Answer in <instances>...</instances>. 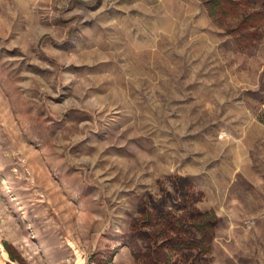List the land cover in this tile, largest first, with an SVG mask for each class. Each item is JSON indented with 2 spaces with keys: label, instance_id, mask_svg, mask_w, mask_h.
Masks as SVG:
<instances>
[{
  "label": "rangeland",
  "instance_id": "rangeland-1",
  "mask_svg": "<svg viewBox=\"0 0 264 264\" xmlns=\"http://www.w3.org/2000/svg\"><path fill=\"white\" fill-rule=\"evenodd\" d=\"M236 1L0 0V264H193L196 211L209 264H264V0Z\"/></svg>",
  "mask_w": 264,
  "mask_h": 264
},
{
  "label": "trees",
  "instance_id": "trees-1",
  "mask_svg": "<svg viewBox=\"0 0 264 264\" xmlns=\"http://www.w3.org/2000/svg\"><path fill=\"white\" fill-rule=\"evenodd\" d=\"M240 3L237 2L236 0H214V5L213 9H209L212 12H216L217 15L224 16V17H229V15L235 11L239 15L240 12L243 10L240 7ZM261 15L264 14V9L263 10H258L254 13H251V15ZM236 15V16H238ZM248 20V18H247ZM217 215L214 211H206V212H201V211H196V215L192 221H183L182 224L185 226V224H190L191 228L195 229L196 234L194 235V238L192 239H186V232L182 229V227H179L176 232V238L174 239V242H172V245L167 247L166 249H180L183 250L184 248H187L190 251H195L197 252V261L193 264H209L208 259L206 258L210 247L211 243L214 240V235H215V226L217 224ZM179 222H181L179 220ZM162 242V241H161ZM165 242V241H164ZM164 242L162 244H164ZM160 244L162 247L163 245ZM159 245V246H160ZM7 248L9 246L7 245ZM158 248H154V250H157ZM164 250V249H163ZM165 253L163 258L161 257H154L152 258L153 260L151 261V264H173L172 259L168 257L167 252ZM12 255V253L10 252ZM91 264H111L112 258L108 257L106 255H103L102 253H94L91 257Z\"/></svg>",
  "mask_w": 264,
  "mask_h": 264
}]
</instances>
